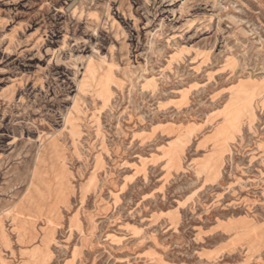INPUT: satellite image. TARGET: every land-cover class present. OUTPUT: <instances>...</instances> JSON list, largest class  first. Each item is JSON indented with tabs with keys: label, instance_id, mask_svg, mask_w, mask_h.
I'll return each instance as SVG.
<instances>
[{
	"label": "rangeland",
	"instance_id": "rangeland-1",
	"mask_svg": "<svg viewBox=\"0 0 264 264\" xmlns=\"http://www.w3.org/2000/svg\"><path fill=\"white\" fill-rule=\"evenodd\" d=\"M0 264H264V0H0Z\"/></svg>",
	"mask_w": 264,
	"mask_h": 264
}]
</instances>
